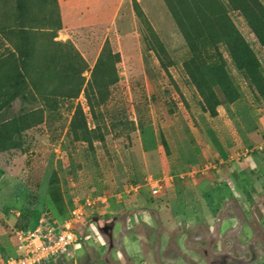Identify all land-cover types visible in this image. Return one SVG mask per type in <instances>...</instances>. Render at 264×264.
Returning a JSON list of instances; mask_svg holds the SVG:
<instances>
[{"label":"rangeland","instance_id":"obj_1","mask_svg":"<svg viewBox=\"0 0 264 264\" xmlns=\"http://www.w3.org/2000/svg\"><path fill=\"white\" fill-rule=\"evenodd\" d=\"M15 1L0 0V31L16 26ZM31 1L39 91L0 110L4 133L28 124L0 145V259L15 255L19 231L81 209L80 241L52 264H264V99L219 43L229 22L264 82V48L243 15L226 0H170L187 11L192 49L168 0H114L113 16ZM58 16L51 41L44 22ZM217 52L240 97L212 118L185 64L195 58L212 82ZM15 57L0 33V73Z\"/></svg>","mask_w":264,"mask_h":264},{"label":"trees","instance_id":"obj_2","mask_svg":"<svg viewBox=\"0 0 264 264\" xmlns=\"http://www.w3.org/2000/svg\"><path fill=\"white\" fill-rule=\"evenodd\" d=\"M49 1H51L52 4L54 3L57 5V0H38L36 3L46 5ZM226 1L233 11H239L243 15L249 27L253 31L258 43L264 48L263 5L258 0ZM31 4V0H16L13 8L16 11L17 24L14 27L8 26V29L1 30L9 40L14 42L16 57L13 62L14 65L0 73V110L10 108V105L19 98L22 100H27L29 97L34 98L35 96L33 94H26L29 86H32L33 90H36V92L39 91L37 84L34 83V76L36 75L34 70V61L37 50L35 46L31 44L35 38L30 35V31L35 29L33 27L35 22H33L32 19L27 18V16H29L28 12L30 11L29 8L31 7ZM168 6L176 20L179 30L185 36L186 40L190 44V47L193 49L196 47V40L189 35L187 23L184 18L181 17L187 16V11L181 3L174 4L170 0H168ZM136 9H138V17L140 21L146 23V20L144 19L145 17L137 4ZM53 12L54 11L51 10L50 14L52 15ZM210 15H212V12ZM203 24L206 29L209 28V25L208 27L206 25L208 23ZM44 25L46 27H52L51 33L47 35L51 38V41L57 37L58 31L62 29L59 16L58 20L55 22L46 20ZM150 31L152 32V30ZM152 36L155 37L153 32ZM219 43H224L227 46L228 52L236 69L243 75L256 96L264 99V82L260 75L261 62L244 37L229 22L222 30L221 40H219ZM160 47L162 48L161 45ZM194 52L197 55L196 48ZM211 59L213 61L211 66L212 82H209L205 77L195 58L186 62L185 67L192 83L204 98V110L209 113L212 118H216L218 116L217 109L222 105V103L233 104L239 99L240 95L228 74L226 62L222 55L217 52L211 57ZM99 70L102 72L108 71V67L103 62V56L98 63L97 71ZM214 87L218 88L223 100L218 97ZM25 123L27 124V122L22 119L14 121L13 124L15 125V129L11 133L17 135L21 134L24 131L23 125H25ZM6 126L7 124H4V127L0 128L1 146H3L7 140L9 142L12 141L10 140L11 133H4ZM163 143L165 144V142Z\"/></svg>","mask_w":264,"mask_h":264},{"label":"built area","instance_id":"obj_3","mask_svg":"<svg viewBox=\"0 0 264 264\" xmlns=\"http://www.w3.org/2000/svg\"><path fill=\"white\" fill-rule=\"evenodd\" d=\"M153 188L159 189V183ZM82 211H74L73 220L66 224H59L46 216L34 228L19 231L16 254L0 259V264H52L80 241L74 225L78 224Z\"/></svg>","mask_w":264,"mask_h":264},{"label":"crops","instance_id":"obj_4","mask_svg":"<svg viewBox=\"0 0 264 264\" xmlns=\"http://www.w3.org/2000/svg\"><path fill=\"white\" fill-rule=\"evenodd\" d=\"M61 7L62 16H113L117 14L118 6L122 2L118 1L116 9L113 8L114 0H58ZM1 34L2 31H0ZM15 247V246H14ZM16 254V248H15Z\"/></svg>","mask_w":264,"mask_h":264}]
</instances>
